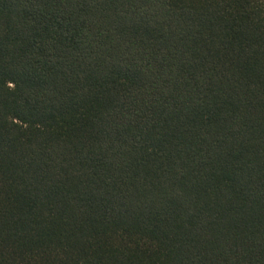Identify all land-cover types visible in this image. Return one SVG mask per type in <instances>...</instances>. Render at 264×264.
Listing matches in <instances>:
<instances>
[{
	"label": "trees",
	"instance_id": "obj_1",
	"mask_svg": "<svg viewBox=\"0 0 264 264\" xmlns=\"http://www.w3.org/2000/svg\"><path fill=\"white\" fill-rule=\"evenodd\" d=\"M0 264H264V0H0Z\"/></svg>",
	"mask_w": 264,
	"mask_h": 264
}]
</instances>
